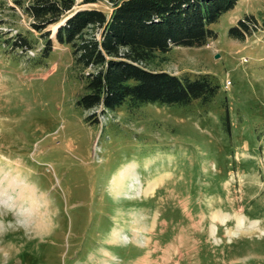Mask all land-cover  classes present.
Segmentation results:
<instances>
[{"label":"rangeland","instance_id":"374dc122","mask_svg":"<svg viewBox=\"0 0 264 264\" xmlns=\"http://www.w3.org/2000/svg\"><path fill=\"white\" fill-rule=\"evenodd\" d=\"M18 1L0 0V264H264V29L229 35L246 14L261 22L264 0H238L215 39L151 66L209 73L210 102L114 111L77 103L95 68L75 64L58 24L42 57L46 34ZM18 33L34 47L15 48Z\"/></svg>","mask_w":264,"mask_h":264},{"label":"trees","instance_id":"16d2710c","mask_svg":"<svg viewBox=\"0 0 264 264\" xmlns=\"http://www.w3.org/2000/svg\"><path fill=\"white\" fill-rule=\"evenodd\" d=\"M106 1L111 11L80 7ZM19 2V1H18ZM238 0H29L23 6L34 29L46 34L41 56L52 52L51 31L59 44L73 48L76 65L92 67L87 73L84 92L77 103L86 110L101 107L114 111L127 103L130 109L144 103L188 105L195 100L206 104L218 93L219 86L209 73L176 75L151 68L159 53L176 46L201 47L217 37L211 25L233 9ZM79 6V7H76ZM98 33H88V29ZM264 29L254 14H246L230 27L229 35L245 40ZM16 47H34L30 38L18 33ZM29 46V47H28ZM92 119V114L87 116Z\"/></svg>","mask_w":264,"mask_h":264},{"label":"bare ground","instance_id":"6f19581e","mask_svg":"<svg viewBox=\"0 0 264 264\" xmlns=\"http://www.w3.org/2000/svg\"><path fill=\"white\" fill-rule=\"evenodd\" d=\"M126 173L127 172H123V173H121V175H120V177L119 178H117V180H116V183H117V185L115 186V188H116V191L117 190H120V189H122V186L124 185V182H122L124 179H125V176H126ZM124 187V186H123ZM35 191H33V194L35 195V196H37L35 193H34ZM32 193V192H31ZM30 193V194H31ZM33 194H31V195H33ZM38 194V193H37ZM33 200H35V205H36V207H39V203H38V201H37V199H35V198H33ZM41 222V221H40ZM39 224V223H38ZM41 224V223H40Z\"/></svg>","mask_w":264,"mask_h":264},{"label":"water","instance_id":"95a60500","mask_svg":"<svg viewBox=\"0 0 264 264\" xmlns=\"http://www.w3.org/2000/svg\"><path fill=\"white\" fill-rule=\"evenodd\" d=\"M216 56L218 57L219 55L217 54Z\"/></svg>","mask_w":264,"mask_h":264}]
</instances>
